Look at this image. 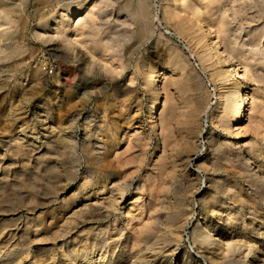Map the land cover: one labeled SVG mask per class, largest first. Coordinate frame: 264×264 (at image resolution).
Instances as JSON below:
<instances>
[{
    "label": "rangeland",
    "instance_id": "rangeland-1",
    "mask_svg": "<svg viewBox=\"0 0 264 264\" xmlns=\"http://www.w3.org/2000/svg\"><path fill=\"white\" fill-rule=\"evenodd\" d=\"M39 55L57 63L52 75ZM167 88L181 142L158 188L151 106ZM0 119V263L28 249L62 264L69 241L135 255L154 194L160 228L189 216L169 264H211L196 256L200 212L233 238H264V0H0Z\"/></svg>",
    "mask_w": 264,
    "mask_h": 264
},
{
    "label": "bare ground",
    "instance_id": "bare-ground-1",
    "mask_svg": "<svg viewBox=\"0 0 264 264\" xmlns=\"http://www.w3.org/2000/svg\"><path fill=\"white\" fill-rule=\"evenodd\" d=\"M138 3V2H137ZM144 3L141 1L138 3V14H140V16H143L145 13V8H144ZM79 10V6L76 7L75 11L77 12ZM147 12V11H146ZM147 15V14H146ZM155 19H156V14L154 15ZM157 21V19H156ZM158 22V21H157ZM159 23V22H158ZM176 25H178L180 27V23L177 22ZM177 26V27H178ZM178 27V28H179ZM220 54V53H219ZM230 69H232L230 67ZM236 69V68H235ZM228 70V69H226ZM238 70V69H237ZM232 71V70H231ZM234 71V70H233ZM236 71V70H235ZM160 72V71H159ZM230 72V70H229ZM155 74V73H154ZM241 74V73H240ZM238 75V74H237ZM157 76H159L157 74ZM241 77V76H240ZM161 78V77H160ZM173 78V77H172ZM156 79V78H155ZM235 79V78H234ZM154 80V79H153ZM176 80V79H175ZM157 81V80H156ZM167 81V80H166ZM169 81V80H168ZM167 81V82H168ZM172 81V80H171ZM171 81H169L167 83V86L172 85ZM240 81V78H239ZM153 82V81H152ZM174 83V81H172ZM189 82V81H188ZM186 83V82H185ZM238 83V81H237ZM240 83V82H239ZM157 84V83H156ZM161 85V84H160ZM188 84H185L183 87L186 88ZM186 86V87H185ZM242 86V85H241ZM235 87V86H234ZM237 88V87H236ZM188 89V88H187ZM167 88V93L165 94V98L163 99V102L159 103L158 105V101L154 100L151 106V113L152 112H156V120L153 123L154 127H157L158 129V134H159V142H160V148L159 150V154L156 156L155 161L153 162L154 167L158 168L156 170H159L157 173V175H159L160 179V183L159 181L157 182L158 188H162L161 183L164 185H167L165 182V176L168 175V168H167V164H168V152L170 151V149L172 147H174L177 142L178 145V141L180 140V138L178 139V141H176L177 136H176V125L178 123H181L178 121V105L175 101V98L169 97L171 96V94L169 92H171V90ZM238 90V89H237ZM183 91V90H182ZM220 91V90H219ZM246 91V90H245ZM157 92V91H156ZM155 93V92H154ZM168 93L170 95H168ZM239 94V93H238ZM156 95V94H154ZM159 95V94H158ZM173 95V94H172ZM161 96V95H160ZM176 96V95H175ZM220 96V95H219ZM158 96H156L157 98ZM244 97L245 93L240 92V99L237 102V107L235 108L234 112H233V116H232V122H236L241 118L242 115V109L244 107ZM154 98V97H153ZM159 99V98H157ZM216 99V96H215ZM247 99V97H246ZM178 100V99H176ZM248 103V102H247ZM180 106V105H179ZM198 106V105H197ZM184 108V107H182ZM185 109V108H184ZM247 109V108H246ZM21 110V109H20ZM207 110V107H206ZM187 111V110H186ZM185 112V111H184ZM191 112H196L195 109H191L189 116L193 115ZM3 114V113H2ZM14 115V114H13ZM149 116V115H148ZM194 117V116H193ZM198 117V116H197ZM4 118V117H3ZM5 118L8 120H13L12 119V115L9 112H6L5 114ZM14 118V116H13ZM16 118V117H15ZM188 118V117H187ZM182 119V118H181ZM191 120V118H188ZM1 120V119H0ZM152 120V119H151ZM154 120V119H153ZM152 120V121H153ZM186 120V119H185ZM188 120V121H190ZM195 120V119H194ZM6 121V120H5ZM187 121V120H186ZM9 122V121H8ZM151 122V121H150ZM196 122V121H195ZM3 123V122H2ZM10 123V122H9ZM185 123V122H184ZM187 124V122H186ZM191 124V123H190ZM195 124V123H194ZM192 124V125H194ZM151 125V124H150ZM179 125V124H178ZM197 125V124H196ZM139 126V125H138ZM136 126V127H138ZM185 126V125H184ZM237 126V125H236ZM153 127V128H154ZM233 127V126H232ZM190 128V127H188ZM195 127H193L194 130ZM240 128V126H239ZM152 129V128H151ZM156 129V128H155ZM238 129V128H237ZM136 130V129H135ZM187 130V129H186ZM192 130V131H193ZM232 130V129H231ZM240 130V129H239ZM184 131V130H183ZM191 130L186 131V133H193ZM237 131V130H236ZM196 132V131H195ZM239 132V131H237ZM155 133V132H154ZM184 133V132H182ZM157 134V133H155ZM198 134V133H197ZM238 134V133H236ZM235 134V135H236ZM1 135V134H0ZM181 135V134H180ZM184 137V134H182ZM192 135V134H191ZM196 135V134H195ZM3 136V135H2ZM140 136V135H139ZM179 136V135H178ZM186 136V135H185ZM190 136V134L188 135ZM187 136V137H188ZM180 137V136H179ZM201 137V133L199 132V140ZM138 138V137H137ZM197 138V137H196ZM140 139V137H139ZM182 140V139H181ZM189 140V139H188ZM186 140V141H188ZM198 140V139H197ZM184 142V138L182 140ZM158 142V143H159ZM181 142V141H179ZM182 142V143H183ZM158 143L156 144V149L158 148ZM192 143V142H191ZM190 143V145H191ZM194 143V142H193ZM218 143V142H217ZM175 144V145H174ZM188 144V143H187ZM195 144V143H194ZM193 144V145H194ZM219 144V143H218ZM174 145V146H173ZM185 145V143H184ZM193 145H191L193 147ZM233 145V144H232ZM180 146V145H178ZM183 146V145H182ZM189 145H187L188 148ZM189 146V147H191ZM199 148L198 150L189 158V164L196 160L197 157V153L200 151V142H199ZM218 146V145H217ZM220 146V144H219ZM178 148V147H177ZM176 148V149H177ZM180 149V148H178ZM173 150V149H172ZM173 152V151H171ZM177 152V151H175ZM179 152V151H178ZM177 152V153H178ZM171 154V153H170ZM169 154V155H170ZM176 153H174L175 155ZM171 156V155H170ZM177 158V157H176ZM183 158V157H182ZM181 158V159H182ZM186 159V158H185ZM179 161V160H178ZM182 161L184 162V160L182 159ZM186 161V160H185ZM186 162V163H187ZM244 163V162H243ZM171 164V163H170ZM176 165V164H175ZM180 165V164H179ZM187 166V165H186ZM170 167V166H169ZM176 167H180L177 166ZM175 167V168H176ZM189 167V166H187ZM186 167V168H187ZM214 167V166H213ZM185 168V167H184ZM183 168V169H184ZM173 169V168H172ZM182 169V168H181ZM186 170V169H184ZM174 171V170H172ZM170 175H172V172ZM190 171V170H187ZM167 172V174H166ZM182 172V171H181ZM183 173V172H182ZM155 174V173H154ZM166 174V175H165ZM165 175V176H164ZM174 175V174H173ZM181 175V174H180ZM158 177V178H159ZM170 177V176H169ZM168 177V178H169ZM172 177V176H171ZM170 177V178H171ZM153 178V177H152ZM156 178V176H154V179ZM172 179V178H171ZM156 180V179H155ZM154 181V180H153ZM151 181V182H153ZM157 181V180H156ZM167 181V180H166ZM171 182V181H170ZM169 183V182H167ZM156 184V183H155ZM153 184V185H155ZM160 184V186H159ZM170 184V183H169ZM173 184V182H172ZM152 186V184H149L148 186ZM150 186V188H151ZM157 187V186H156ZM172 187V186H170ZM168 186V188H170ZM227 187V186H226ZM148 188V187H147ZM154 188V186L152 187ZM167 186L166 189L168 190ZM157 189V188H156ZM171 189V188H170ZM173 189V187H172ZM171 189V190H172ZM155 189H153L152 191H154ZM161 189H159L160 191ZM170 190V191H171ZM226 190V189H225ZM158 190H155V192ZM158 191V192H159ZM169 191V192H170ZM153 192V194L155 193ZM157 192V193H158ZM162 194V191H160ZM159 192V193H160ZM165 192V191H164ZM173 193V191H171ZM177 192V191H175ZM174 192V193H175ZM167 193V192H166ZM193 193V192H192ZM202 192L199 191V189L197 188L194 191L193 196H199ZM160 194V195H161ZM159 195V194H158ZM164 195V194H163ZM166 195V194H165ZM164 195V197H165ZM174 195V194H173ZM150 196V195H149ZM152 196V193H151ZM168 196V195H167ZM159 196H155V194L151 197L150 201L148 202V215L149 217L146 215V217H148V222L145 223V228L143 231L145 232H149V239H147V241H145V245L144 247L140 250L137 251L136 254L134 255H130V254H123L122 252L124 251V248H119V250L117 249V245H111V244H107L105 245V243L103 245H101L97 250L94 249H85V245H83L84 247H77L78 245H76L75 247L71 246V244H69V242H65L62 243L60 246V256H61V262L62 264H169L172 261V255L174 253V250L177 248L172 246L173 244H170V239L173 238H177L179 236L182 235V233L185 231V229L188 227L189 225V216L188 217H182L180 218V216L176 215V214H172L170 213L168 215L167 220H171V224L167 225V227L165 226V229H163L164 225H161V228L159 227V216L157 215L158 213V208L157 206V200ZM162 197V196H161ZM173 197V196H172ZM176 197V196H175ZM174 197V198H175ZM149 198V197H148ZM165 199V198H163ZM167 199V198H166ZM177 199V198H176ZM157 201V202H156ZM160 201V200H159ZM165 201V200H164ZM172 202V200H170ZM169 201V202H170ZM166 202V201H165ZM180 203V202H179ZM178 204V203H177ZM168 205V204H166ZM169 205H174V203L172 202V204ZM180 205V204H179ZM168 207V206H166ZM169 208V207H168ZM167 208V209H168ZM166 209V208H165ZM190 209V208H189ZM192 209V208H191ZM214 209V208H212ZM171 210V209H170ZM203 210V209H202ZM179 211V210H178ZM181 211V210H180ZM169 212V211H168ZM215 213V212H214ZM200 214L203 216V223L198 222L195 227H193V236H194V241L197 243V247L198 250L196 251L197 253V257L200 256L203 259H205L206 263H211V264H220L225 260H231L235 263H241V264H264V238H262V236L259 238L254 236H246V235H241V237L243 238H233L235 237L237 234L236 233H232L231 231H224L222 229H218L221 227L220 224H218V222H215L212 218L210 217L206 212L201 213ZM217 214V213H215ZM221 214V213H220ZM151 215V216H150ZM215 216V215H214ZM220 217V216H219ZM233 217V216H232ZM236 217V216H235ZM242 217V216H240ZM238 218V217H237ZM244 218V217H243ZM242 218V219H243ZM236 219V218H234ZM241 219V221H242ZM162 221V220H161ZM226 223V222H225ZM230 223V222H227ZM161 224V223H160ZM231 224V223H230ZM236 224V223H235ZM141 225V224H140ZM242 227V225H241ZM243 228V227H242ZM246 228V227H245ZM140 231V229H139ZM142 233V231H141ZM144 233V232H143ZM145 234V233H144ZM214 235L216 237H214ZM239 235V233H238ZM136 236V235H135ZM144 236V235H142ZM147 236H145L146 238ZM141 238V237H140ZM232 238V239H231ZM142 239V238H141ZM144 239V238H143ZM138 240V238H137ZM146 240V239H145ZM180 240V239H179ZM136 241V240H135ZM140 241V239L138 240ZM144 242V240H142ZM79 243V242H78ZM135 243V242H134ZM140 243V242H139ZM138 243V244H139ZM86 244V243H85ZM137 244V243H136ZM143 244V243H142ZM111 245V246H110ZM137 247V246H136ZM138 248V247H137ZM20 249V248H19ZM18 249V250H19ZM22 249V248H21ZM44 249V248H43ZM17 250V249H16ZM26 250V249H25ZM28 250V249H27ZM26 250V251H27ZM39 250V249H38ZM15 251V250H14ZM23 253V251L18 252L16 251V253H8L9 257L7 258V260L5 261V264H24V262L26 261L27 264H55L57 256L55 253L48 255V256H44V257H38L37 255H43V254H34L31 255L28 252ZM44 251V250H43ZM52 251V250H51ZM42 252V251H41ZM46 252V251H44ZM50 252V251H49ZM48 252V253H49ZM176 252V251H175ZM31 255V256H30ZM188 255V254H187ZM30 256V257H29ZM184 256V255H183ZM191 256V255H190ZM135 257L133 260H131V258ZM189 257V256H188ZM2 259V258H1ZM181 259V258H180ZM189 259V258H188ZM195 260V259H194ZM188 261V260H186ZM185 261V262H186ZM193 261V260H192ZM1 261L0 264H3ZM182 262V261H181ZM190 262V261H189ZM199 262V261H198ZM173 263V262H172ZM195 263V262H194ZM188 264V263H187ZM230 264V263H228ZM232 264V263H231Z\"/></svg>",
    "mask_w": 264,
    "mask_h": 264
},
{
    "label": "built area",
    "instance_id": "built-area-1",
    "mask_svg": "<svg viewBox=\"0 0 264 264\" xmlns=\"http://www.w3.org/2000/svg\"><path fill=\"white\" fill-rule=\"evenodd\" d=\"M37 64L46 75H52L57 69V63L48 60L43 55L37 57Z\"/></svg>",
    "mask_w": 264,
    "mask_h": 264
}]
</instances>
